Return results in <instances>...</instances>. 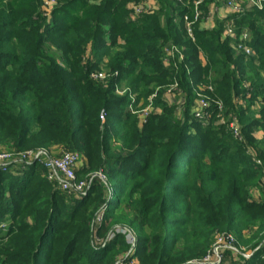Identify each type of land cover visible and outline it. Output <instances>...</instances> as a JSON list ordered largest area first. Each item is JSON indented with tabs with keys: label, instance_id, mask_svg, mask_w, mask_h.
Returning a JSON list of instances; mask_svg holds the SVG:
<instances>
[{
	"label": "trees",
	"instance_id": "trees-1",
	"mask_svg": "<svg viewBox=\"0 0 264 264\" xmlns=\"http://www.w3.org/2000/svg\"><path fill=\"white\" fill-rule=\"evenodd\" d=\"M40 1L0 0V145L77 153L80 172L104 181L89 175L77 198L47 180L39 161L0 171V221L9 218L0 264H114L130 248L122 230L134 234L135 264L201 260L217 234L246 248L247 259L223 250L239 264H264V201L253 194L264 169V11L235 21L252 34L253 60L220 40V23L195 26L193 42L186 36L181 17L194 0H158L157 13L136 20V0H56L49 16ZM166 44L183 49V63L163 64ZM102 70L103 80L90 77ZM173 81L178 109L162 96ZM200 84L213 86L225 119L237 118L243 142L215 118L193 119ZM155 88L159 112L141 125L128 94L145 103Z\"/></svg>",
	"mask_w": 264,
	"mask_h": 264
},
{
	"label": "built area",
	"instance_id": "built-area-1",
	"mask_svg": "<svg viewBox=\"0 0 264 264\" xmlns=\"http://www.w3.org/2000/svg\"><path fill=\"white\" fill-rule=\"evenodd\" d=\"M206 0H194L189 6V12L182 15V22L186 36L193 42L194 41V27L198 29L211 30L217 27L215 22L219 19L221 24L220 40L227 41L236 55H242L246 59L257 58V55L252 49V34L249 29L243 28L238 30L235 21L236 19L247 12L250 9H256L258 11H264V0H213L205 6ZM175 3L183 4L182 0H174ZM40 5L46 16H49L50 10L57 5L56 0H41ZM130 13L129 19L136 20L139 16L154 14L160 10V3L158 0H136L129 4ZM225 10L226 14H220V10ZM224 15V16H223ZM184 52L183 49L174 45L166 44L162 50V62L165 66L176 67L178 64L183 63ZM204 61L201 55V62ZM106 74L105 71H95L90 73V77L93 79L103 80ZM247 89L245 97L249 96L250 87L249 83L243 84ZM198 90H195V99L193 105L190 106V113L195 121L202 126L209 125L215 118L218 123L225 124L232 138L237 142H243V136L241 134L240 124L235 116L225 119L223 116L224 104L218 99L212 97L210 94L213 92L211 85L197 86ZM160 88H155L154 92L148 96L146 102L139 104L140 100L136 101V94H128L130 100L127 107L128 111L136 115L139 124L143 125L147 122V119L152 113L159 112V108L154 105L156 95ZM204 90V92H202ZM126 93V89L121 87L116 88L115 94L122 96ZM181 91L179 90L177 81H173L168 86L164 87L162 96L166 98L168 104L174 105L177 109L184 103V98H181ZM240 104H243L242 97L236 99ZM135 102H137L135 104ZM135 105V106H134ZM104 113H101L103 115ZM102 117V116H101ZM81 156L73 152L62 151L56 156H51L44 149L35 151H24L18 153H11L2 150L0 147V171L6 172L14 166H22V169L29 167L34 161H39L45 171L47 180L56 183L59 190L72 193L75 197L80 198L86 194L89 186V182L84 180H78L76 177V170ZM254 164H260V161L252 157ZM90 177H98L104 181V176L100 172L90 174ZM260 186H264V169L261 170ZM103 214L101 210L97 216L96 222H98ZM9 224L7 221L0 223V230L6 231ZM126 233L127 243L130 245L128 251L122 256L116 258L114 264H134V260L131 257L135 247L134 234L129 230H122ZM220 243L212 244L210 251L205 257L197 261L195 264H212L214 260H218V249H229L232 242L231 236L218 234ZM106 241V240H105ZM105 241H96L101 247ZM236 251L233 248H230ZM248 258L250 255H243ZM261 258L264 259V252L261 254Z\"/></svg>",
	"mask_w": 264,
	"mask_h": 264
},
{
	"label": "rangeland",
	"instance_id": "rangeland-1",
	"mask_svg": "<svg viewBox=\"0 0 264 264\" xmlns=\"http://www.w3.org/2000/svg\"><path fill=\"white\" fill-rule=\"evenodd\" d=\"M207 5V3H206V1H205V3H204V6H206ZM203 6V7H204ZM205 61V60H204ZM203 61V62H204ZM104 63V62H103ZM101 65H99V67H100ZM200 86H203V84H200ZM212 86V85H211ZM212 88H213V86H212ZM213 91H214V89H213ZM212 97H214V98H218L213 92H212V94H210ZM219 99V98H218ZM140 103H142V99H140V102H139V104ZM256 103L257 104H254V106H251V109H252V111L254 112V113H256V112H258L259 111V108H261V106H262V104L259 102V101H256ZM257 116V115H256ZM258 117V116H257ZM0 147H1V149L2 150H5V151H8V152H11V153H18V152H16V151H14L13 149H11V148H5L4 146H2V145H0ZM39 150V149H38ZM45 150V149H44ZM47 151V153L49 154V155H51V156H56V155H58L59 153H61L62 152V150H60L59 148H56V147H52V148H50V149H48V150H46ZM22 152H24V151H22ZM64 152H66V151H64ZM252 163H254L253 161H251ZM79 164V163H78ZM22 166H14V167H12V168H10L8 171H6V173L7 172H13V171H19V170H24V169H22L21 168ZM80 169V168H79ZM79 169H77L76 170V177H77V179L78 180H84V181H86L87 179H88V176L90 175V174H84L83 172H80V170ZM79 172V173H78ZM259 186H260V184H259ZM256 193H255V192ZM253 191V194H254V196L255 197H258L259 196V198L261 199V201H264V186L263 187H261L260 186V189L259 188H257L256 190H254ZM74 196V195H73ZM108 198V197H107ZM109 198H112V196H110ZM3 221H7V224H9V218H8V216H6L2 221H0V223L1 222H3ZM9 229V227L7 228V230ZM7 230L6 231H4V232H2L1 230H0V237H4L5 236V238H4V240H3V242H5V240H7V237H6V233H7ZM218 234L217 235H215V237H214V239H213V246L214 245H217L216 244V238H217V243H220V241H219V238H218ZM212 246V247H213ZM230 248H233V249H235L236 251H237V253H240L242 256L243 255H248V254H246V252H247V250H246V248L245 247H239V248H235V246H234V244H233V240H232V242H231V244H230ZM225 249V250H231V249ZM257 250V249H256ZM217 253H218V256H219V259L216 261V260H214L213 262H212V264H239L238 263V261H236L235 259H233L232 258V255L231 254H229L230 252H226V251H223V250H220L219 251V249H218V251H217ZM250 255V254H249ZM247 259V258H246ZM197 261H199V260H196V261H194V262H192V263H190V264H195ZM135 264V263H134Z\"/></svg>",
	"mask_w": 264,
	"mask_h": 264
},
{
	"label": "crops",
	"instance_id": "crops-1",
	"mask_svg": "<svg viewBox=\"0 0 264 264\" xmlns=\"http://www.w3.org/2000/svg\"><path fill=\"white\" fill-rule=\"evenodd\" d=\"M220 14H224V15H225V14H226V11H225L224 9H223V10L221 9V10H220ZM224 15H223V16H224ZM215 22H216V24L219 23V19H216ZM82 160H83V159L81 158L80 161H79V164H78V166H77V169L80 167V165H81V163H82ZM254 192H255V191H254ZM255 193H256V192H255Z\"/></svg>",
	"mask_w": 264,
	"mask_h": 264
}]
</instances>
